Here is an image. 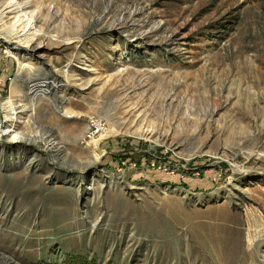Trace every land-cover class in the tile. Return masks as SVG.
<instances>
[{
  "label": "rangeland",
  "instance_id": "1",
  "mask_svg": "<svg viewBox=\"0 0 264 264\" xmlns=\"http://www.w3.org/2000/svg\"><path fill=\"white\" fill-rule=\"evenodd\" d=\"M16 1L44 37L18 72L0 36V264H264V2Z\"/></svg>",
  "mask_w": 264,
  "mask_h": 264
},
{
  "label": "bare ground",
  "instance_id": "2",
  "mask_svg": "<svg viewBox=\"0 0 264 264\" xmlns=\"http://www.w3.org/2000/svg\"><path fill=\"white\" fill-rule=\"evenodd\" d=\"M2 2H3L1 5L2 9L0 10V36L3 37L2 45L7 46L8 49L14 51L15 54L11 53L9 54V57L17 61L18 68H19L18 72H20L23 70V68H21L23 64L20 63L18 52L20 51L21 54H23L25 57H28L29 59L37 57V55L39 54V48L43 44L44 34L41 30L37 29L38 20L34 16V12L29 10L28 4H24L16 0H2ZM52 38L53 37L49 35V40ZM64 41L67 42L69 40H64ZM72 43L74 42L71 41L70 43L66 45H70ZM17 48L19 51L17 50ZM24 67L26 69H29L27 66H24ZM29 71H32V70L29 69ZM49 79H50L49 72H47L45 76L39 75L38 77L33 79L31 82H29V86L27 87V90H26L27 91V95H26L27 101L29 103L27 105L29 107L34 106L37 98L43 97L44 95L49 96L51 95L54 89L59 87L58 85L55 84V82L50 83ZM15 84H16V81H15ZM4 106L5 105H3V111L5 113L4 117L11 118L10 116L11 111H7V107H4ZM8 129L9 128L6 127L4 131ZM107 134H106V131H104V133L100 134V136L107 135ZM148 135L149 134L147 133V130H143L141 133V136H148ZM3 136H4L3 130L0 129V138H2ZM13 139H14L13 141L18 140L17 137ZM90 142H94L92 147L95 149L97 147V144L95 143H98V142H95L93 140ZM218 214L222 219H225V220L230 219L228 215H226L223 209H219Z\"/></svg>",
  "mask_w": 264,
  "mask_h": 264
},
{
  "label": "built area",
  "instance_id": "3",
  "mask_svg": "<svg viewBox=\"0 0 264 264\" xmlns=\"http://www.w3.org/2000/svg\"><path fill=\"white\" fill-rule=\"evenodd\" d=\"M104 131H106L105 125H103L99 121L90 120L87 129L86 139L98 138L100 134L104 133ZM121 165H124V163H122ZM132 166L134 167L135 165L132 164Z\"/></svg>",
  "mask_w": 264,
  "mask_h": 264
},
{
  "label": "trees",
  "instance_id": "4",
  "mask_svg": "<svg viewBox=\"0 0 264 264\" xmlns=\"http://www.w3.org/2000/svg\"><path fill=\"white\" fill-rule=\"evenodd\" d=\"M252 1H257V2H264V0H252Z\"/></svg>",
  "mask_w": 264,
  "mask_h": 264
}]
</instances>
